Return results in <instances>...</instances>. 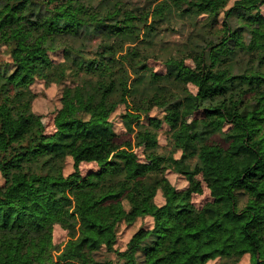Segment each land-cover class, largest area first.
I'll use <instances>...</instances> for the list:
<instances>
[{
	"label": "trees",
	"instance_id": "trees-1",
	"mask_svg": "<svg viewBox=\"0 0 264 264\" xmlns=\"http://www.w3.org/2000/svg\"><path fill=\"white\" fill-rule=\"evenodd\" d=\"M228 3L146 0L147 10L136 13L120 0H0V48L9 57L0 62V264H206L245 254L247 264H264V0ZM172 15L193 18L192 31L165 59L163 74L148 68L138 46L122 49L141 27L150 40ZM93 34L105 41L88 57L81 41ZM58 52L62 60L54 61ZM70 74L80 83L65 87L61 101L76 97L80 107L45 133L30 85ZM120 103L138 144L154 147L155 134L135 132L133 122L163 121L180 156L153 153L141 162L131 144L119 146L110 116ZM153 107L162 119L149 115ZM216 133L226 146L211 142ZM66 158L73 170L64 175ZM82 162L99 170L83 175ZM163 163L187 186L145 181ZM115 169L124 177L119 187L96 190ZM202 184L210 200L196 208ZM147 216L152 225L116 249V226ZM56 224L68 235L61 249L52 241ZM100 249L114 257L98 259Z\"/></svg>",
	"mask_w": 264,
	"mask_h": 264
},
{
	"label": "rangeland",
	"instance_id": "rangeland-1",
	"mask_svg": "<svg viewBox=\"0 0 264 264\" xmlns=\"http://www.w3.org/2000/svg\"><path fill=\"white\" fill-rule=\"evenodd\" d=\"M167 0H161L165 2ZM234 0H229L227 5L230 6ZM120 3L124 9L133 10V12L139 13V9L147 10L146 0H120ZM261 12L264 15V6L261 7ZM203 16H198L197 21L201 22ZM171 20L167 22L159 23L156 34L151 37L150 40L146 41L144 34L145 30L142 27L140 28L139 36L137 39L131 36L126 38L125 43L122 44V49L129 45L138 46L142 53L143 59L146 61V65L153 72L163 74L165 72L164 61L167 57L172 55H177V48L183 45L192 31V22L193 18H178L177 16H171ZM151 21L150 17L147 19V23ZM121 34H131V29L120 23ZM200 24H198V27ZM197 29V28H196ZM264 31V30H263ZM133 37V38H132ZM105 41L102 36L99 35H88L85 40L81 42L85 44L87 50L86 55L88 57L93 56V49L96 44ZM54 61H61V54L58 52L52 57ZM9 57L4 53V48H0V62H8ZM96 73L102 72V65L96 64ZM79 77L85 78V76ZM95 75H93L94 78ZM163 81V80H160ZM80 83L78 76H71V74L62 80L61 82L52 81L49 84H45L41 79H35L34 82L30 85L31 90L36 93V97L32 104V110L38 115L39 124L42 127L45 133H52L55 130V126L58 122L66 120L71 114L76 112L80 107V101L73 97L66 104H63L61 101L62 91L65 87L72 88L75 84ZM167 87V86H166ZM172 91H177L175 85H169ZM187 90L194 91V88L190 85H187ZM150 93V92H149ZM125 105L120 103L115 111L110 116V123L114 132L116 133V142L119 146H124L131 144L132 150L136 153L139 161L143 162L147 160L148 155L153 153L161 156H173L179 157L180 152L175 149L174 144L171 141V132L166 124L161 121L159 127H153L147 121L141 119L140 124L136 125L133 122V127L135 132L137 131H148L155 134L156 145L154 147H149L150 141L138 144V138L135 133L127 132L126 128L122 122V115L125 113ZM150 116L157 117L162 119L164 113L161 109L153 107L149 111ZM198 115V113H196ZM200 116V114H199ZM188 123V119L185 120V124ZM222 131H226L228 125L224 123H219ZM211 142L217 143L221 146H226L227 142L224 140V137L221 133H216L212 136ZM73 170L72 160L66 158L63 163V173L67 175ZM99 168L94 162H82L80 164V171L83 175L95 173ZM160 177H165L173 186L177 189H182L187 186V183L183 176L176 174L173 170L168 168V166L163 163L162 168L158 171H152L147 174L144 178L145 181H152ZM123 173L118 169L113 170L108 175L103 177L98 185L96 186L99 190H107L108 188H117L123 182ZM199 179V177H198ZM3 184V178L0 175V185ZM203 191L201 194H195L192 198V203L196 208H201L205 203L210 200L209 192L202 184ZM124 192L122 196H124ZM245 198L242 197L240 204L244 202ZM153 201L157 205H161L164 200L161 195L160 190H157ZM123 206L128 209L129 204L125 198L122 197ZM152 225V219L150 217L137 218L132 224H127L125 222H120L116 226V242L115 248L118 250L125 249L126 243L128 242L131 235L140 227H149ZM68 239L67 231L62 229L59 225H54L52 231V241L57 248L61 249L65 241ZM114 257L112 253L106 252L104 249H100L97 252V258L101 260L109 259ZM248 255H243L240 257L231 256L224 258H217L213 261H209L206 264H247Z\"/></svg>",
	"mask_w": 264,
	"mask_h": 264
}]
</instances>
